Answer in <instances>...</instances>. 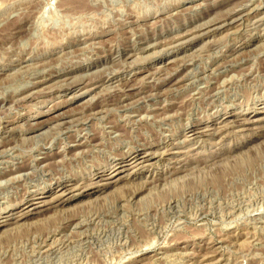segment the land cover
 Masks as SVG:
<instances>
[{"label":"rangeland","instance_id":"374dc122","mask_svg":"<svg viewBox=\"0 0 264 264\" xmlns=\"http://www.w3.org/2000/svg\"><path fill=\"white\" fill-rule=\"evenodd\" d=\"M249 114L264 118V0H0V215L173 148L4 225L0 264H264V120L188 134Z\"/></svg>","mask_w":264,"mask_h":264},{"label":"bare ground","instance_id":"6f19581e","mask_svg":"<svg viewBox=\"0 0 264 264\" xmlns=\"http://www.w3.org/2000/svg\"><path fill=\"white\" fill-rule=\"evenodd\" d=\"M253 1V0H252ZM243 3V2H242ZM244 6V5H243ZM39 8V7H38ZM249 11V10H248ZM245 13V12H244ZM246 14V13H245ZM232 15V14H230ZM13 16V15H12ZM238 16V15H237ZM226 17V16H225ZM240 17V15H239ZM243 15L241 16L242 19ZM261 18V17H260ZM240 19V18H239ZM240 19V20H241ZM20 21V20H19ZM235 18H233L232 16H228L225 19H223V21H220V26L217 27H221V25H226L228 23H234ZM2 22V21H1ZM217 22V21H216ZM219 22H217L218 24ZM248 23V22H247ZM207 24V23H206ZM214 24L212 26H214L213 29H217V27H215ZM259 24V23H258ZM211 25V24H210ZM197 27V26H196ZM212 28V27H211ZM193 29V28H192ZM21 30V29H20ZM24 30V29H23ZM206 31V30H205ZM202 33V32H201ZM200 33V34H201ZM199 34V35H200ZM182 36L184 35H179V38L176 37V39L174 38L172 41V45L173 44H179L180 43V39H182ZM202 36V35H201ZM193 37V36H191ZM173 38V37H172ZM194 38V37H193ZM186 40V39H185ZM189 40V39H188ZM184 41V40H183ZM157 43V42H156ZM182 43V42H181ZM180 43V44H181ZM241 43V42H240ZM143 46V45H142ZM179 46V45H178ZM148 47V46H146ZM145 47V49H146ZM150 47V45H149ZM173 48V47H172ZM173 52V51H172ZM137 56V55H136ZM58 57V56H57ZM53 59V58H52ZM179 61V60H178ZM52 62V61H51ZM174 61H172L173 63ZM189 62V61H188ZM36 63V62H35ZM223 66V65H222ZM167 67V66H166ZM46 70V69H45ZM41 73V72H40ZM171 73V72H170ZM155 74V73H154ZM34 75V74H33ZM236 75V74H235ZM157 76V75H156ZM159 76V75H158ZM170 78V77H169ZM63 80V79H62ZM114 77L108 78V81H113ZM223 80V79H222ZM132 81V80H131ZM163 81V80H162ZM19 83V82H18ZM42 82L41 81H37L36 83H33V88H37ZM24 85V84H23ZM128 85V84H127ZM126 85V86H127ZM156 85V84H155ZM32 86V85H31ZM180 86V85H179ZM25 87V86H24ZM131 87V86H130ZM130 89H128V86L122 91V98H128L130 94H128ZM150 90V89H149ZM148 90V91H149ZM161 90V89H160ZM155 91V90H154ZM201 91V90H200ZM218 91V90H217ZM203 92V91H202ZM131 93V92H130ZM150 95V93H149ZM160 95V94H159ZM120 96V95H118ZM213 96V95H212ZM31 96H25V99L29 98ZM157 97V96H156ZM121 98V99H122ZM142 98V97H141ZM208 98V97H207ZM23 99V97H22ZM19 102L21 100H18ZM202 101V100H201ZM17 102V101H16ZM211 103V102H210ZM15 104V103H14ZM18 104V103H17ZM209 104V103H208ZM217 104V103H216ZM179 105V104H178ZM125 106V105H124ZM93 107V106H92ZM95 110V109H94ZM98 111V110H97ZM10 113V112H9ZM95 115V114H94ZM140 115V114H139ZM142 117V115H141ZM140 119V118H139ZM264 118H256L255 115H247L246 117H241V116H234V120H231L230 124H222L220 127L217 128L216 133L213 132L211 129L208 128H195L192 127L188 130V134H190L189 137H202V136H208V135H213V136H217V134H220L223 130L229 128V127H240V126H244V127H251L253 125H258L261 123V121H263ZM225 121V120H224ZM223 121V122H224ZM230 121V120H229ZM222 122V123H223ZM216 123V122H215ZM226 123V122H225ZM197 125V124H196ZM3 126V125H2ZM31 126V125H30ZM43 127V126H42ZM255 127V126H254ZM253 127V128H254ZM258 127V126H257ZM260 127V126H259ZM214 129V128H213ZM253 130V129H252ZM118 132V131H117ZM185 132V131H184ZM225 134V133H224ZM229 134V133H228ZM38 135V134H37ZM183 135V134H182ZM223 135V134H222ZM10 136V135H9ZM221 137V136H220ZM223 137V136H222ZM227 137V136H226ZM85 138V137H84ZM203 138V137H202ZM200 138V139H202ZM217 138V137H216ZM183 139V138H182ZM196 139V138H195ZM220 139V138H219ZM127 141V140H126ZM188 141V140H187ZM191 141V139L189 140ZM219 141V140H218ZM222 141V140H221ZM144 142V141H143ZM186 142V141H185ZM99 143V142H98ZM13 144V140L8 137V138H4L3 140H1L0 142V151L7 149L9 147H12ZM80 144V143H79ZM182 144V143H181ZM80 146V145H79ZM14 147V146H13ZM67 147V146H66ZM78 147V146H77ZM76 147V148H77ZM161 148V147H160ZM167 148V147H166ZM134 150V149H133ZM156 150V149H154ZM173 150V148L170 149H165L162 152H159L160 154H157L158 150L156 152H152V151H143V149H135V151H133L132 153H130V155H122L114 160L112 163V165L108 168L103 170L102 172L98 171V173L94 174L93 177L91 179H89L86 183H84V185H77L76 183H72L70 184L68 181V183H64V185H62L61 189H58L54 191V193L50 194V199L47 200H43L42 197L37 196L38 194H30L28 195L27 198H24L22 204L18 207V211L16 212V215L11 214V212L9 213L8 211L6 213H4V215H0V228H2L4 225H10V224H18L19 222H21L22 220L24 221L26 218L27 220L29 218H33L36 215H39L43 212L46 211V209H50L53 207H56L58 205L60 206H64L65 203H67V201H69V199L71 197H68V195H70V193L79 190V192L85 191V190H91V189H95L96 187H98V189L101 186L108 188H113L116 187L118 184H120L121 182H127L129 177H133L134 175L130 172V170L132 171H137L138 169H142L144 166V164H149L151 163L152 160H155L156 158H160L161 156H163L165 153H172L171 151ZM82 151V150H81ZM160 151V149H159ZM126 152V151H125ZM130 152V151H129ZM75 153V152H74ZM128 153V152H127ZM176 153V152H175ZM182 153V152H181ZM14 154V153H13ZM173 154V153H172ZM178 155V154H176ZM47 156V155H46ZM164 157V156H163ZM229 157V156H228ZM47 158V157H46ZM117 158V157H116ZM188 158V157H187ZM43 159V158H42ZM45 159V158H44ZM34 160V159H33ZM160 160V159H159ZM174 160V159H173ZM39 161V160H38ZM34 162V161H33ZM32 162V163H33ZM36 162V161H35ZM159 162V161H158ZM175 162V161H174ZM39 164V163H38ZM37 164V166H38ZM154 164V163H153ZM43 165V164H42ZM46 165V164H45ZM17 166V165H16ZM21 166V165H20ZM26 166V165H23ZM42 167V166H41ZM35 168V167H33ZM39 168V167H38ZM37 168V169H38ZM18 169H22V167H18ZM18 169H12L10 170L11 172H18L21 171L23 172L25 169L22 170H18ZM40 169V168H39ZM46 169V168H45ZM99 169V168H98ZM167 170V169H166ZM190 170V169H189ZM9 171V172H10ZM40 171V170H38ZM127 171H129L130 173H126ZM8 172V171H7ZM43 172V171H42ZM28 173V172H26ZM124 173H126L125 175H123ZM5 174V173H4ZM17 174V173H16ZM15 174V175H16ZM22 174V173H21ZM19 174V175H21ZM25 174V172H24ZM36 174V173H35ZM121 174V175H120ZM135 174V173H134ZM165 174V173H164ZM170 174V173H169ZM163 175V174H162ZM161 175V176H162ZM23 176V174H22ZM26 176V174L23 176V178ZM91 176V175H90ZM155 177V176H154ZM152 177L150 180H154L155 178ZM184 177V176H183ZM26 178V177H25ZM89 178V177H88ZM103 178L107 179V183L100 185L101 180H103ZM28 179V178H27ZM82 180V179H81ZM3 181V179H2ZM6 181V180H5ZM12 182V181H11ZM130 182V181H129ZM148 182V181H147ZM146 182V183H147ZM69 184V185H68ZM17 186V185H16ZM126 189V188H125ZM144 190V189H143ZM92 191V190H91ZM100 191V190H99ZM141 191L140 189H137L134 194L132 195L133 197H135L137 195L138 192ZM101 192V191H100ZM77 193V192H76ZM90 193V192H89ZM27 193H25L26 195ZM78 194V193H77ZM95 194V193H94ZM53 195H55L54 197H52ZM72 195V194H71ZM118 196V195H117ZM128 196V195H127ZM73 197V196H72ZM56 203V205H54ZM178 203V202H177ZM190 206V205H189ZM41 207H44L43 209ZM57 208V207H56ZM50 212V211H49ZM48 212V213H49ZM14 213V212H13ZM2 214V213H1ZM44 214V213H43ZM42 215V214H41ZM46 219V218H45ZM73 220V219H72ZM108 222V221H107ZM26 223V222H25ZM28 223V222H27ZM26 223V224H27ZM79 223V222H78ZM16 226V225H15ZM73 228V227H72ZM95 228V227H94ZM3 230V229H1ZM87 230V229H86ZM244 232V231H243ZM61 233V232H60ZM203 235V234H202ZM153 236V235H152ZM107 238V237H106ZM126 241V240H125ZM166 243V242H165ZM51 244V243H50ZM206 248V247H205ZM62 249V248H61ZM100 249V248H99ZM86 251V250H85ZM61 254V253H60ZM209 254V253H208ZM94 258V257H93ZM44 259V258H43ZM86 259V258H85ZM126 260V259H125ZM38 261V260H37ZM66 262V261H65ZM151 262V261H150ZM211 262V261H210ZM58 263V262H57ZM41 264V263H40ZM96 264V263H95ZM113 264V263H112Z\"/></svg>","mask_w":264,"mask_h":264}]
</instances>
